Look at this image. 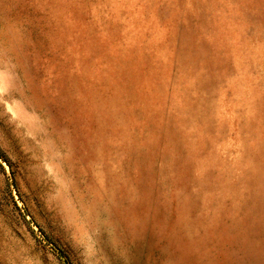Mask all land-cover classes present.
Masks as SVG:
<instances>
[{"label":"rangeland","instance_id":"374dc122","mask_svg":"<svg viewBox=\"0 0 264 264\" xmlns=\"http://www.w3.org/2000/svg\"><path fill=\"white\" fill-rule=\"evenodd\" d=\"M0 264H264V0H0Z\"/></svg>","mask_w":264,"mask_h":264}]
</instances>
